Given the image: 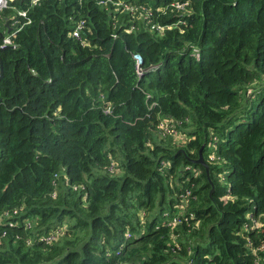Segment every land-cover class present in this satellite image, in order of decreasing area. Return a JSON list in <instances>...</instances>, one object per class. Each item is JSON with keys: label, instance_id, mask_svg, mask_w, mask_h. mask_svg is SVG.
<instances>
[{"label": "trees", "instance_id": "1", "mask_svg": "<svg viewBox=\"0 0 264 264\" xmlns=\"http://www.w3.org/2000/svg\"><path fill=\"white\" fill-rule=\"evenodd\" d=\"M100 1L0 13V264H264V0Z\"/></svg>", "mask_w": 264, "mask_h": 264}, {"label": "built area", "instance_id": "2", "mask_svg": "<svg viewBox=\"0 0 264 264\" xmlns=\"http://www.w3.org/2000/svg\"><path fill=\"white\" fill-rule=\"evenodd\" d=\"M13 1H15V0H0V12L11 8L10 3L13 2ZM110 1H111V5L114 7L115 10H118V11H123V10L128 11V10H130V11H132V9L128 7V5H122L119 1H114V0H110ZM37 2H38V0H31V3L34 4V5L37 4ZM106 2H108V0H106ZM99 3L102 4V5L106 4L105 1H103V0L100 1ZM108 4H109V2H108ZM177 8L178 9H183L184 8V4L183 5H177ZM19 18L25 19V23H21ZM144 18H145V20H147L148 23H151L148 14H144ZM6 20H7L6 21V26H9V28L2 35L0 47L2 48V47L8 46L10 48H15V45L13 43V39H14L16 33L20 30L21 26H24L25 24H29L30 20L27 18L26 11H24V10L17 11L15 15H13L12 17H10L9 19H6ZM176 26L177 25H174V27H176ZM84 27H85L84 21L78 22L76 24V27L74 28V30L71 32L70 35L72 37H74V38L80 39V34L83 31ZM170 27L171 26H169V25L168 26H164V27H162V25L161 26L156 25V26H151V29H155L156 31L162 32L165 29H170ZM133 59L135 61L136 73H137L138 76H140L142 74L141 60H140V58L138 56H133ZM159 128L162 129L164 132L172 133L174 135V132L170 128L169 123L162 122L159 125ZM174 137L178 138V135L175 133ZM17 214H18L17 210H13L12 213H11V216H15ZM2 217L9 218L10 217V213L4 212V213H2ZM0 222H1V219H0ZM8 225L10 227H12V226H15L16 224L8 223ZM25 226H26L25 227L26 229H31V225L27 221H25ZM2 237H5V233L2 234ZM40 240H44L47 243H50L52 240H56V237L48 236V237H45V238L40 239ZM28 244H30V242H28Z\"/></svg>", "mask_w": 264, "mask_h": 264}, {"label": "water", "instance_id": "3", "mask_svg": "<svg viewBox=\"0 0 264 264\" xmlns=\"http://www.w3.org/2000/svg\"><path fill=\"white\" fill-rule=\"evenodd\" d=\"M9 48H10V47H8V46H6V47H2V48L0 47V51L5 50V49H9ZM1 76H2V68H1V65H0V78H1ZM193 163H195V164H200L201 166H203L204 169H205V171H206V173H207V171H208V166H207V164L205 163V161L203 160V157H202L201 153H199V158H198L197 160H194Z\"/></svg>", "mask_w": 264, "mask_h": 264}, {"label": "rangeland", "instance_id": "4", "mask_svg": "<svg viewBox=\"0 0 264 264\" xmlns=\"http://www.w3.org/2000/svg\"><path fill=\"white\" fill-rule=\"evenodd\" d=\"M1 12H2V11H1ZM1 12H0V13H1ZM136 14H137V12H136ZM142 15H143L142 12H138V17L141 18ZM144 19H145V18H144ZM179 140H180V138H176V141H177V142H176V145H177V146H181V145H182V144L179 142Z\"/></svg>", "mask_w": 264, "mask_h": 264}]
</instances>
